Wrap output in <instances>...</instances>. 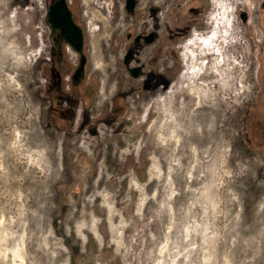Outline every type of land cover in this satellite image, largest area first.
<instances>
[{"label": "rangeland", "instance_id": "obj_1", "mask_svg": "<svg viewBox=\"0 0 264 264\" xmlns=\"http://www.w3.org/2000/svg\"><path fill=\"white\" fill-rule=\"evenodd\" d=\"M116 1H78L94 105L115 79L138 87ZM203 8L173 17L188 31L165 87L127 101L105 150L36 92L41 0H0V264H264V0Z\"/></svg>", "mask_w": 264, "mask_h": 264}, {"label": "flooded vegetation", "instance_id": "obj_2", "mask_svg": "<svg viewBox=\"0 0 264 264\" xmlns=\"http://www.w3.org/2000/svg\"><path fill=\"white\" fill-rule=\"evenodd\" d=\"M78 1L41 0L47 42L34 59L31 71L33 73L37 65L41 79L38 80L36 92L44 101V109L50 116L54 115L53 117L57 118L60 132L69 136L73 134L86 136L83 139L90 137L94 143L91 145L95 147L104 145V149L107 150L109 149L107 141L127 118L125 116L128 114L127 101L135 99L138 95L142 97L144 93L149 96L159 93L166 85L168 75L166 69H170L168 63L175 57L176 39L188 31L185 26L177 29L176 25H173V17L181 16L179 12H183V17L193 13L197 8L202 15L203 5L205 2L209 3V0H129V4L127 0H117L116 2L120 3L117 14L121 15L118 19L128 22L121 37L123 49L119 59V70L123 69L129 81L127 86L137 82L138 87L123 90L119 88V78L115 79L111 93L95 105L93 81L85 77L87 63L83 54L85 32L79 23ZM192 1L195 2L193 6ZM57 3L59 4L54 9L53 18L58 22L63 20L64 15L68 17L70 24L80 36L79 51L65 40V35L61 33L59 27H54L48 22V12ZM136 53L141 54L139 62H136ZM160 54L168 60H165L164 70L158 73L159 77L156 76L155 82L161 86L159 85L158 89L155 88L157 85L151 88L148 77L156 75Z\"/></svg>", "mask_w": 264, "mask_h": 264}, {"label": "water", "instance_id": "obj_3", "mask_svg": "<svg viewBox=\"0 0 264 264\" xmlns=\"http://www.w3.org/2000/svg\"><path fill=\"white\" fill-rule=\"evenodd\" d=\"M130 1L127 0V4H129ZM59 3L52 6L48 12V22L49 24L53 25L54 27H59L61 33L65 35V40L76 50L79 51L80 49V36L76 29L73 28V26L70 24L68 17H63V20L61 21H55L53 18V14L55 12V8L57 7Z\"/></svg>", "mask_w": 264, "mask_h": 264}, {"label": "trees", "instance_id": "obj_4", "mask_svg": "<svg viewBox=\"0 0 264 264\" xmlns=\"http://www.w3.org/2000/svg\"><path fill=\"white\" fill-rule=\"evenodd\" d=\"M262 52H264V48L262 47ZM262 60V66H263V68H264V56H262V58H261ZM260 98V102H263V104H259V107H260V109L258 110V112L256 113V117H258V119H260V121L262 120V119H264V108H262V105H264V92H263V94L259 97ZM256 105H254L253 106V108L255 107ZM253 108H252V110H249V112H246V115L247 116H249L252 112H253ZM250 111H251V113H250Z\"/></svg>", "mask_w": 264, "mask_h": 264}, {"label": "bare ground", "instance_id": "obj_5", "mask_svg": "<svg viewBox=\"0 0 264 264\" xmlns=\"http://www.w3.org/2000/svg\"><path fill=\"white\" fill-rule=\"evenodd\" d=\"M209 43H208V41L207 42H205V45H208ZM163 131V130H162ZM163 133V132H162ZM160 134V133H159ZM171 134H173V132H171ZM161 135V134H160ZM169 137V136H168ZM165 138V137H164ZM177 137L176 136H174V139H176ZM166 139V138H165ZM171 140V139H170ZM169 140V141H170ZM160 142H163V139L162 140H159ZM166 141V140H165ZM167 142V141H166ZM165 142V143H166Z\"/></svg>", "mask_w": 264, "mask_h": 264}]
</instances>
